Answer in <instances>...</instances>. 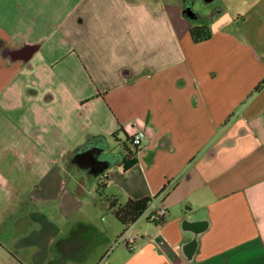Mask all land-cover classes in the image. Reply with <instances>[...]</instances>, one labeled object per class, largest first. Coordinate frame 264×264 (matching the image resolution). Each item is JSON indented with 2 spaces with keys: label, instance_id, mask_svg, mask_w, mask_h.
Wrapping results in <instances>:
<instances>
[{
  "label": "crops",
  "instance_id": "obj_1",
  "mask_svg": "<svg viewBox=\"0 0 264 264\" xmlns=\"http://www.w3.org/2000/svg\"><path fill=\"white\" fill-rule=\"evenodd\" d=\"M196 25L210 37L192 41ZM262 80L264 0H0V264H264ZM140 129L123 169L119 141ZM71 164L77 190L87 176L166 214L146 211L126 247L93 206L97 240ZM24 172L59 206L12 205Z\"/></svg>",
  "mask_w": 264,
  "mask_h": 264
},
{
  "label": "rangeland",
  "instance_id": "obj_2",
  "mask_svg": "<svg viewBox=\"0 0 264 264\" xmlns=\"http://www.w3.org/2000/svg\"><path fill=\"white\" fill-rule=\"evenodd\" d=\"M230 3H232V0H230ZM205 16V15H203ZM208 18V15H206ZM202 22V20H198ZM257 27V26H256ZM258 37V36H257ZM68 176H66L67 180V188L68 190L71 189L73 192V196L75 198V205L80 206L77 211H75L74 216L79 217L84 223L85 221H88L94 227V234L96 236V239L99 240L104 236V223L102 221L103 215H97V212L93 211V206H98L97 208H100L103 213H105L107 210L105 209L104 205H102L99 200H101V197L98 194H95L92 191L91 181L90 178H87V176L83 179L84 185L87 189L85 190H77L76 189V180L75 177L79 175L80 171H77V168L75 165H68ZM83 176V175H82ZM15 180L14 187H17V194L11 199V204L14 206H59L60 200L55 199H47L46 195L44 196L41 193L38 192V181L34 178H31L24 172L23 174L19 175H13V178ZM106 193V192H105ZM40 196L42 198H40ZM99 210V209H97ZM112 221L115 222L114 217H111ZM58 221V220H55ZM72 221V220H71ZM68 223V220L65 221V224ZM115 224V223H114ZM14 235L13 232L8 230L6 233L1 234V239H6L9 235ZM119 237V236H118ZM114 238V245L116 240L118 239ZM120 245H123L120 243ZM95 252V251H94ZM52 264H73L68 263L67 259H57L54 260Z\"/></svg>",
  "mask_w": 264,
  "mask_h": 264
},
{
  "label": "trees",
  "instance_id": "obj_3",
  "mask_svg": "<svg viewBox=\"0 0 264 264\" xmlns=\"http://www.w3.org/2000/svg\"><path fill=\"white\" fill-rule=\"evenodd\" d=\"M189 34L192 41L194 42L203 41L210 37V31L208 30V27L206 25L192 26L189 29ZM263 82L264 80L259 83L255 90H257L263 84ZM112 137L115 138L116 141H119L116 137V133H113ZM119 143L121 145V150L123 153L120 165L123 169H128L136 161L138 148L131 144V136H126V139L121 142L119 141ZM104 188L105 185L103 181L97 184L96 191L97 194L101 197V200H99V202L104 205L106 210L109 211L122 226H124V229L137 221L146 212L153 201V198L151 197H142L138 199L128 198L123 203H120L112 195L106 194ZM161 220H159L158 222H160Z\"/></svg>",
  "mask_w": 264,
  "mask_h": 264
},
{
  "label": "built area",
  "instance_id": "obj_4",
  "mask_svg": "<svg viewBox=\"0 0 264 264\" xmlns=\"http://www.w3.org/2000/svg\"><path fill=\"white\" fill-rule=\"evenodd\" d=\"M145 138L144 130L140 129L131 135V144L137 148L142 145L143 139ZM171 182H166L162 187V190L167 189ZM146 219L152 222H158L166 214V209L162 206H153L151 203L149 208L146 210ZM131 225L127 226L123 232L120 234L115 244L122 243L126 247H131L137 238V234L134 232H129Z\"/></svg>",
  "mask_w": 264,
  "mask_h": 264
}]
</instances>
